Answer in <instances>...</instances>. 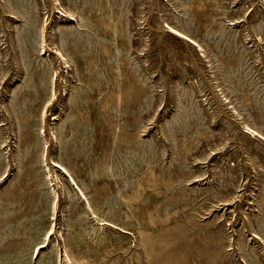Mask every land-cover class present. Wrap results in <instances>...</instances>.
<instances>
[{
    "label": "rangeland",
    "instance_id": "1",
    "mask_svg": "<svg viewBox=\"0 0 264 264\" xmlns=\"http://www.w3.org/2000/svg\"><path fill=\"white\" fill-rule=\"evenodd\" d=\"M0 264H264V0H0Z\"/></svg>",
    "mask_w": 264,
    "mask_h": 264
},
{
    "label": "bare ground",
    "instance_id": "2",
    "mask_svg": "<svg viewBox=\"0 0 264 264\" xmlns=\"http://www.w3.org/2000/svg\"><path fill=\"white\" fill-rule=\"evenodd\" d=\"M173 33H175V34H179L177 31H175V30H171ZM180 35V34H179ZM183 35V34H182ZM182 37H185V36H182ZM185 39H187V40H189L190 42H192V43H195V42H193L191 39H189V38H187V37H185ZM61 57V56H60ZM54 97V96H53ZM55 98V97H54ZM49 102V101H48ZM46 104V103H45ZM48 107V106H47ZM46 110V109H45ZM41 113H42V111H40ZM42 115V114H41ZM41 118V117H40ZM54 120V119H53ZM41 121H42V118H41ZM43 134V133H42ZM53 134V133H52ZM64 168V167H63ZM104 224V223H103ZM106 224H107V222H106ZM112 227V226H111ZM78 254V253H77ZM80 259H83L84 258V256L83 255H81L80 257H79ZM85 260H87V259H85ZM81 263H83V262H81Z\"/></svg>",
    "mask_w": 264,
    "mask_h": 264
}]
</instances>
